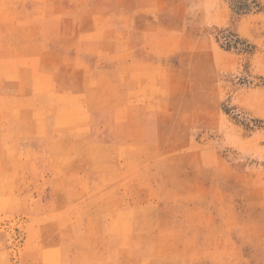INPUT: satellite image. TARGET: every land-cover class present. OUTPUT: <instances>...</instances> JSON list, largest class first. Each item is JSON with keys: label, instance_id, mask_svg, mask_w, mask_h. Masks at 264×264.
Instances as JSON below:
<instances>
[{"label": "rangeland", "instance_id": "374dc122", "mask_svg": "<svg viewBox=\"0 0 264 264\" xmlns=\"http://www.w3.org/2000/svg\"><path fill=\"white\" fill-rule=\"evenodd\" d=\"M0 264H264V0H0Z\"/></svg>", "mask_w": 264, "mask_h": 264}]
</instances>
